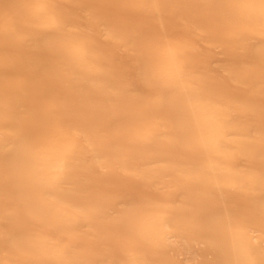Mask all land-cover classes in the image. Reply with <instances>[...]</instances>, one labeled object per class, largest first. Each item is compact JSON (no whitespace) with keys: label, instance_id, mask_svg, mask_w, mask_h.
<instances>
[{"label":"bare ground","instance_id":"6f19581e","mask_svg":"<svg viewBox=\"0 0 264 264\" xmlns=\"http://www.w3.org/2000/svg\"><path fill=\"white\" fill-rule=\"evenodd\" d=\"M262 3L0 0V264H264Z\"/></svg>","mask_w":264,"mask_h":264},{"label":"snow or ice","instance_id":"6c2138e0","mask_svg":"<svg viewBox=\"0 0 264 264\" xmlns=\"http://www.w3.org/2000/svg\"><path fill=\"white\" fill-rule=\"evenodd\" d=\"M42 7H47V5L46 4L42 5ZM261 12H262V16H264V3L261 4ZM68 23H71V21L62 22L61 27L67 26ZM191 98H192V95L190 92L185 91L183 93V96H182L183 101L190 102ZM175 146L179 149H182L186 153L195 151L197 149V145L195 143H193L191 140L184 137L179 132H177L176 134ZM185 166L190 167V165H187V164ZM66 167L67 165L65 164V168ZM166 222L170 223V221H166ZM21 264H32V262H21Z\"/></svg>","mask_w":264,"mask_h":264},{"label":"rangeland","instance_id":"374dc122","mask_svg":"<svg viewBox=\"0 0 264 264\" xmlns=\"http://www.w3.org/2000/svg\"><path fill=\"white\" fill-rule=\"evenodd\" d=\"M183 256H184V258H183ZM186 256H187V254H186ZM186 256L184 254H182L180 259H185Z\"/></svg>","mask_w":264,"mask_h":264}]
</instances>
